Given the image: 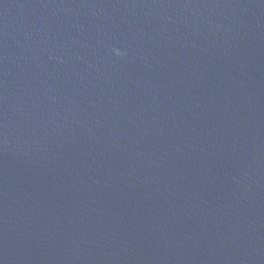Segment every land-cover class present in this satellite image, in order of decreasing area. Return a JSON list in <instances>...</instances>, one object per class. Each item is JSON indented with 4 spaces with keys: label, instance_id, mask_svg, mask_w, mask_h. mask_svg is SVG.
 <instances>
[{
    "label": "water",
    "instance_id": "water-1",
    "mask_svg": "<svg viewBox=\"0 0 264 264\" xmlns=\"http://www.w3.org/2000/svg\"><path fill=\"white\" fill-rule=\"evenodd\" d=\"M0 264H264V0H0Z\"/></svg>",
    "mask_w": 264,
    "mask_h": 264
}]
</instances>
